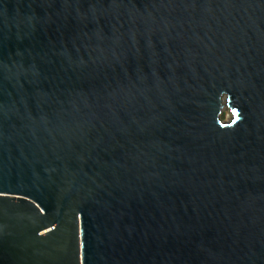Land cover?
<instances>
[{"label": "water", "instance_id": "water-1", "mask_svg": "<svg viewBox=\"0 0 264 264\" xmlns=\"http://www.w3.org/2000/svg\"><path fill=\"white\" fill-rule=\"evenodd\" d=\"M0 264H264V0H0Z\"/></svg>", "mask_w": 264, "mask_h": 264}, {"label": "rangeland", "instance_id": "rangeland-1", "mask_svg": "<svg viewBox=\"0 0 264 264\" xmlns=\"http://www.w3.org/2000/svg\"><path fill=\"white\" fill-rule=\"evenodd\" d=\"M230 118H231V114L228 110H224L220 114V119H222V120L228 121Z\"/></svg>", "mask_w": 264, "mask_h": 264}]
</instances>
